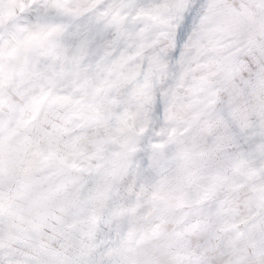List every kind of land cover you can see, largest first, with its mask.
I'll use <instances>...</instances> for the list:
<instances>
[{"label":"snow or ice","instance_id":"snow-or-ice-1","mask_svg":"<svg viewBox=\"0 0 264 264\" xmlns=\"http://www.w3.org/2000/svg\"><path fill=\"white\" fill-rule=\"evenodd\" d=\"M0 264H264V0H0Z\"/></svg>","mask_w":264,"mask_h":264}]
</instances>
